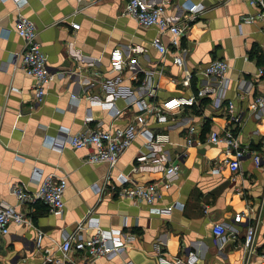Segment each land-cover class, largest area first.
Masks as SVG:
<instances>
[{
    "label": "crops",
    "instance_id": "crops-1",
    "mask_svg": "<svg viewBox=\"0 0 264 264\" xmlns=\"http://www.w3.org/2000/svg\"><path fill=\"white\" fill-rule=\"evenodd\" d=\"M147 1L164 3L173 21L187 24L180 40L181 66L173 62V52L160 54L151 44L156 27L142 26L123 13L126 0H24L19 11L34 21L47 68L55 73L43 99L35 103L34 78L14 58L23 49V39L14 30L15 1L0 0V202L13 205L26 218L0 233V264H39L46 251L60 255L63 235L90 210L101 228L126 237L127 246L120 254L94 260L73 248L68 264H158L159 252L183 256L188 249L197 251V264H241L245 227L256 220L251 260L264 252V109L250 105L262 90L257 70L264 68V16L247 20L259 11L247 0ZM196 5L193 13L189 7ZM162 39L167 42L168 37ZM115 46L125 59L119 73L110 71L109 65ZM214 58L228 64L220 107L207 93L195 104L167 113L165 121L145 113L146 126L166 133L168 140L146 144L145 137L137 134L112 166L86 160L87 147L52 145L63 131L73 133L98 123L102 128H116L133 121L139 108L127 103L126 96L144 94L148 75L155 84L154 94L146 99L154 103L169 95L194 94L206 83L217 89L220 79L201 72ZM160 66L162 71L157 73ZM94 71L99 75L94 76ZM187 72L190 82L183 84ZM106 77L117 79L109 88L116 91L117 115L90 103V96L102 99L107 93L102 85ZM228 100L233 101L237 121L228 113ZM88 115L92 120L86 124ZM189 125H195V142L187 145ZM228 127L242 145L259 151L261 165L254 164L251 153L241 158L236 172L222 164L223 144L209 142L207 135ZM140 154L146 157L138 161L135 157ZM170 161L179 163L178 176L153 205L118 196V175L139 184L157 181ZM48 173L66 175L61 212L50 211L39 200L20 202L11 193L13 182L36 190ZM173 202L180 205L169 213L150 211L151 206ZM236 213L243 215L239 221L233 220ZM214 222L235 226L233 233L226 230L221 245L213 241ZM38 229L44 233L41 248L34 244ZM93 231L88 227L83 232Z\"/></svg>",
    "mask_w": 264,
    "mask_h": 264
},
{
    "label": "built area",
    "instance_id": "built-area-1",
    "mask_svg": "<svg viewBox=\"0 0 264 264\" xmlns=\"http://www.w3.org/2000/svg\"><path fill=\"white\" fill-rule=\"evenodd\" d=\"M16 4L17 14L14 23V30L23 39V49L20 53L16 54L14 58L18 62L24 72L34 78L33 86V100L35 103L40 102L46 92V84L53 79L55 73H52L47 68L46 53L42 49L39 41L37 40V28L32 19L22 14L19 11L20 6L24 0H13ZM250 5L258 7L259 11L250 15L247 20L253 21L256 18L264 16V0H247ZM195 13L198 5L189 7ZM123 13L133 17L137 23L142 26H154L157 29V35L151 39V44L154 45L160 54H164L168 50L173 52V62L177 65L183 64V51L184 48L180 45V40L187 27L186 23H177L173 21L166 13L164 3H150L147 0H126L123 8ZM72 27L78 28L79 24L76 22L71 23ZM168 37L165 42L162 37ZM125 64V59L121 48L118 46L113 47L109 53L110 71L120 72ZM228 64L225 59L214 58L209 63L201 68V72L207 76H213L220 79L218 88L212 84L206 83L201 85L194 94L191 95H169L163 98L159 103L148 101L147 96L154 94L155 82L151 80L148 75L144 80L145 93L133 94L129 93L126 96L127 103H136L139 112L134 115V120L127 123L123 127H107L102 128L98 124L94 127L87 126L86 128L77 132L69 133L63 131V137L59 138L58 142L52 143L59 149L64 146L73 148L87 147L88 153L86 160L88 161H105L112 166L119 155L130 145L131 141L137 134L145 137V143H159L168 140V135L164 132H152L145 124V113H153L158 121H165L166 114L173 112L176 109L195 104L198 99L207 94H213V104L220 107L222 104L223 96L221 91L223 85L227 82L226 71ZM162 66L156 72L160 73ZM258 74L262 77L261 85L262 90L254 96L250 103L251 107L264 109V68L259 67ZM94 76L99 75V71L93 72ZM191 74L187 72L181 79L183 84H189ZM117 79L104 78L102 85L107 89V93L102 99H95L90 96V103H96L104 108L112 109L113 115H117L120 110L116 109L113 99L115 92L109 90L111 84ZM220 89V91H219ZM219 91V92H218ZM73 98L74 95H72ZM233 101L228 100L227 110L229 115L237 121L239 118L233 111ZM92 120V116L86 117V124ZM195 125H189L185 132L186 144L190 145L195 142ZM207 140L211 143H222L224 146V157L222 164L227 165L232 172L238 171L241 158L251 153L255 165H261L262 155L258 150L242 145L233 132L231 127L224 128L221 131L211 130L207 135ZM264 145V135L262 138ZM144 154L137 155L136 160L140 161L145 159ZM136 168V166H134ZM218 167L215 168L217 170ZM179 163L177 161L168 162L160 179L151 181L145 184H139L128 179L124 175H118L117 179V194L119 197H125L131 200H143L149 205L162 197L165 189H167L178 176ZM66 175H55L48 173L43 176L38 184L36 190L31 191L25 188L22 183L13 182L10 184L11 193L20 202H29L39 200L43 202L46 207L55 213L63 210V192L66 187ZM115 187V185H112ZM264 201V198H263ZM180 205L176 202L166 206H151L150 211L154 213H169L173 206ZM78 220L74 227L65 232L59 244L60 255H52L49 251L44 252L39 264H68L71 260V250L82 249L85 251L86 258L94 260L99 257L109 258L113 255L120 254L127 246V238H119L115 231H106L98 225L96 217L91 214ZM242 213H236L233 217L234 221H239ZM26 221L25 216L21 211L16 209L13 205L0 202V233H7L10 223L20 224ZM256 223L249 224L245 227L243 233V247H242V263L241 264H264V252L259 253L255 261L251 260L254 253V242L256 235ZM88 227H93L92 233H85L83 231ZM226 230L230 233L235 231V226L230 223L214 222L212 225L213 241L217 245H221L226 236ZM43 232L37 230L34 244L37 248H41V241ZM116 234V235H114ZM158 264H197L199 255L196 250L188 249L183 256L170 257L165 252H159L156 255Z\"/></svg>",
    "mask_w": 264,
    "mask_h": 264
}]
</instances>
